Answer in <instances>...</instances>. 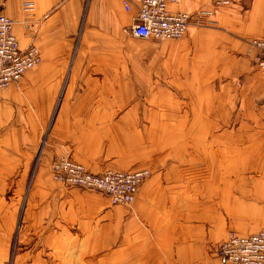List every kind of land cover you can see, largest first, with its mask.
<instances>
[{"label": "crops", "instance_id": "0c3cea01", "mask_svg": "<svg viewBox=\"0 0 264 264\" xmlns=\"http://www.w3.org/2000/svg\"><path fill=\"white\" fill-rule=\"evenodd\" d=\"M30 1L0 0L21 48L42 55L0 87V264H225L217 248L231 232L264 230V68L249 44L264 37V0H180L173 10L214 21L193 24L173 60L146 62L122 44L135 0ZM123 50L132 58H107ZM140 76L144 90L124 86ZM139 115L194 120L165 129L183 133L179 154L132 203L54 179L61 144L99 170L108 134Z\"/></svg>", "mask_w": 264, "mask_h": 264}, {"label": "built area", "instance_id": "2783aa9c", "mask_svg": "<svg viewBox=\"0 0 264 264\" xmlns=\"http://www.w3.org/2000/svg\"><path fill=\"white\" fill-rule=\"evenodd\" d=\"M137 15L128 31L132 36L143 39L165 40L180 39L193 25L206 22L210 12L201 11L192 14L187 11L173 10L172 6L180 0H135ZM228 3V0L222 1ZM31 1L25 0L30 8ZM127 10L131 8L129 0L124 1ZM14 21L0 14V87L7 88L16 84L28 71L35 67L42 55L34 44L22 49L13 32ZM250 45L261 52L260 65L264 68V39H251ZM53 165L57 180L82 186L106 190L115 203L126 204L133 201L138 186L149 176V170L106 171L101 174L87 173L83 166L62 154ZM217 253L225 264H264V230L249 235L231 232L217 248Z\"/></svg>", "mask_w": 264, "mask_h": 264}, {"label": "rangeland", "instance_id": "374dc122", "mask_svg": "<svg viewBox=\"0 0 264 264\" xmlns=\"http://www.w3.org/2000/svg\"><path fill=\"white\" fill-rule=\"evenodd\" d=\"M206 20L207 21L204 23L207 22L210 23L214 21L213 19H206ZM204 23H202V25H204ZM256 38L264 39V37H253L251 39H256ZM188 43L189 41L187 40L186 36L182 39L154 40V39L138 38L132 36L130 33L128 34L126 33L122 37V44L128 47V49L130 47L137 49L138 58L141 61H145V62L147 60H151V61H157V60L164 61V59L173 60L172 57L175 51L179 49H184V45ZM250 47L252 49L257 50L258 59H261L260 58L261 52L259 48L254 47L252 45H250ZM191 52H188V54L191 55ZM107 58L131 59L132 57L129 51L126 52L125 50H123L122 52H117V53L107 52ZM124 82H127L124 83V86L126 88H130L131 84L132 85L134 84L135 91L136 90L141 91L144 90L142 88L146 87L147 79L145 76L144 77L140 76L139 78H135L132 80L128 78L124 80ZM137 85H139L140 89H136ZM135 102L136 103L138 102L139 105L138 107L140 109L146 106V102L143 101H135ZM155 108H160L161 110L162 106L156 104ZM188 111L191 112L193 111V109H189ZM192 120H194V115H188V116L177 115L172 117H166L162 115H156L154 117L147 115L132 116L131 118L125 119L122 124L117 125L116 132L112 134L110 133L108 134V139L113 138L112 144L114 145V147L110 149L109 154H106L105 151L108 165H100L101 168L99 170H91V167L90 169H88L82 163L76 161L73 158L70 149L65 144H61L62 151L58 153L57 156L51 162L50 170L53 174L54 179L57 182L62 183L65 187L79 188L81 190H86L93 193H99L107 198L108 203H111L113 205L120 204L113 202L111 194L106 190L90 187V186L73 184L65 180L64 181L57 180L54 176L55 172L53 169V165L57 162L56 160H58L62 154H67L72 161L82 165L87 173L93 175L101 174L106 171H139L143 169H148L149 176H147L144 179L145 181L146 179L151 177L154 172L163 171L164 167L168 165L166 163L167 161L164 163L165 161L164 158L166 156L179 154V150L182 142V138L179 139V135L180 134L183 135V133L175 132L174 130L165 131V129L169 125L172 128H178V124L183 121L186 123V125H189V123H191ZM202 134L204 137L206 133L203 132ZM209 134L210 133H208L207 136H205L203 139L204 148L206 145L205 141L207 139L209 140ZM187 136L188 139H190L189 137L194 136V132H188ZM192 139H194V137ZM136 191L134 194L135 196H136ZM130 203H126L122 205H128Z\"/></svg>", "mask_w": 264, "mask_h": 264}]
</instances>
